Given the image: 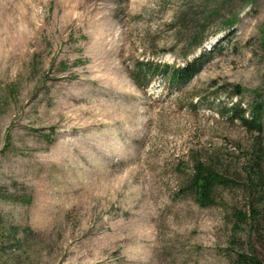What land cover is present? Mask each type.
Here are the masks:
<instances>
[{
    "label": "rangeland",
    "instance_id": "obj_1",
    "mask_svg": "<svg viewBox=\"0 0 264 264\" xmlns=\"http://www.w3.org/2000/svg\"><path fill=\"white\" fill-rule=\"evenodd\" d=\"M204 52L184 85L131 76ZM262 96L264 0H0V264L264 257V216L236 217L264 132L231 117ZM197 159L241 185L201 207L187 188Z\"/></svg>",
    "mask_w": 264,
    "mask_h": 264
},
{
    "label": "trees",
    "instance_id": "obj_2",
    "mask_svg": "<svg viewBox=\"0 0 264 264\" xmlns=\"http://www.w3.org/2000/svg\"><path fill=\"white\" fill-rule=\"evenodd\" d=\"M204 56H206L205 52L179 66H171L162 62H141L131 71V76L141 88H147L157 76L163 77L171 85H184L203 70ZM231 113V117L240 120L246 129L258 132L260 135L263 134L264 96L249 104L247 108H242L241 103L234 104L231 107ZM259 138H255L252 147L248 150L244 170H241V173L247 176L245 177L248 179L245 190L250 194L252 202L245 213L241 211L236 213L238 222L251 226L256 225L260 217L264 216L261 210L264 206V142ZM233 176L231 168L224 164L209 162L207 159H197L194 161L187 188L193 193L196 202L201 207L213 206L220 197V189L241 185V182L235 178L236 176L234 178ZM235 263L264 264V257L253 251L237 253Z\"/></svg>",
    "mask_w": 264,
    "mask_h": 264
}]
</instances>
